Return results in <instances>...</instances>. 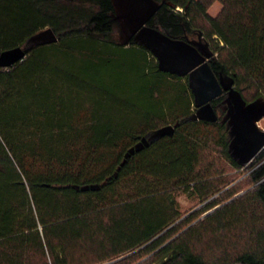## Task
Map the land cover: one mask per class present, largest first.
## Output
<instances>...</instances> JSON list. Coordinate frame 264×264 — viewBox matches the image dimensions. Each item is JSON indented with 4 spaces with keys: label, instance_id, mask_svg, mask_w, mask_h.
Returning a JSON list of instances; mask_svg holds the SVG:
<instances>
[{
    "label": "trees",
    "instance_id": "obj_1",
    "mask_svg": "<svg viewBox=\"0 0 264 264\" xmlns=\"http://www.w3.org/2000/svg\"><path fill=\"white\" fill-rule=\"evenodd\" d=\"M156 1L147 27L173 38L215 35L214 74L231 77L246 103L264 100V0H219L215 16L212 0ZM0 8L10 14L0 22V51L24 50L0 66V264H134L150 253L137 264H264V148L245 165L235 160L225 111L215 122L196 119L187 76L159 69L135 35L114 38L122 27L112 0H0ZM48 29L55 40L32 41ZM129 74L142 99L136 115L115 96L135 92ZM77 89L93 106L82 123L70 97ZM221 98L211 100L215 112ZM115 106L134 113L132 125L113 118ZM32 123L42 129L26 131ZM165 125L171 136L147 139ZM213 144L254 185L181 231L197 215L173 225L174 193L216 191L198 172Z\"/></svg>",
    "mask_w": 264,
    "mask_h": 264
},
{
    "label": "water",
    "instance_id": "obj_2",
    "mask_svg": "<svg viewBox=\"0 0 264 264\" xmlns=\"http://www.w3.org/2000/svg\"><path fill=\"white\" fill-rule=\"evenodd\" d=\"M131 1L135 2V6L124 13L123 22L117 17L122 30L125 25L129 32L127 38L135 35L153 53L158 61L159 69L178 76L188 77L194 96V116L196 119L215 122L218 115L211 105V100L220 96L223 91H228L231 105L227 108L224 118L231 136L228 149L235 160L241 164H247L264 148V130L258 126V122L264 116V100L257 98L246 103L233 86L231 77L227 76L229 79L225 83L222 76H216L209 65L213 53L208 49L199 48L186 38H173L147 27L146 22L162 2L156 0H121L123 4ZM50 40H55V36L49 29L32 38V41L35 42ZM23 57L24 50L21 47L0 51V66H10ZM173 132L174 127L172 125H165L149 133L147 139L152 141L163 136H171Z\"/></svg>",
    "mask_w": 264,
    "mask_h": 264
},
{
    "label": "rangeland",
    "instance_id": "obj_3",
    "mask_svg": "<svg viewBox=\"0 0 264 264\" xmlns=\"http://www.w3.org/2000/svg\"><path fill=\"white\" fill-rule=\"evenodd\" d=\"M113 2L115 6V16L118 17L121 22H123L124 18L122 16H124V13H126L129 8L135 6V2L134 1L125 2L124 4L121 2V0H113ZM220 9H221V2L219 0H212V2L207 8V13L210 14L211 16H215L218 14ZM175 10L181 11L182 9L175 8ZM9 19H10L9 10L7 8H0V22L3 23L4 25ZM128 34H129L128 28H126L124 25L122 32L120 33L116 32V34H114V38L118 41L124 42ZM212 38L213 41H211L212 39H208V38L207 40L210 43V47L213 51L216 42H218L219 45H222V43L218 41V39H216L217 37L215 35ZM101 75L103 79L106 80H109L108 78L109 76H111L109 70L103 71ZM125 82H127L129 86H132L135 92L130 94L123 91V92H119L118 94H115V96L119 97L120 103L124 101L130 102L129 104L133 105L134 113L136 115L139 112L138 110L142 105V99L141 96L138 94V90H137L139 86V82L131 74L125 77ZM49 83L52 94H54V96L57 97L60 88L58 82L56 80L50 79ZM40 87L43 88V86ZM42 88H41V97H42L43 106L45 107L47 106L48 103L46 100L45 92L42 90ZM70 97L72 98L71 102L73 104V111L77 110V112H75V115L79 118V121L82 123L88 120V116L93 110L89 92L83 89H79V90L77 89L76 91L75 90L73 91ZM114 108H115L114 111L118 112V113L115 112L116 114L115 116H113L114 119L118 121L122 120L123 123L126 125H132L133 122L136 120V116H133L134 113L133 114L130 113L129 115H126L122 106L120 107L115 106ZM224 115L225 113L222 115V117ZM79 121L75 124V126L79 124ZM224 123H225V135L229 144L231 142V136L229 135V128H227V122ZM41 125H42L41 123L39 124L32 123L31 125L28 124L26 131H31L33 129L34 130L42 129ZM258 126L260 129L264 130V116L258 122ZM198 172L199 173L201 172L204 175V177L206 176V178H208L210 181L213 182L216 191L210 196H208L206 199L199 198L196 194L190 191L184 192L182 190H178L174 193V200H175L176 208L179 211V218H177V220L173 223V225L177 224L179 221L187 217L197 215L192 220V222L183 226L181 231H183L188 226L196 223L197 221L203 219L207 214L211 213L216 208L225 205L235 197L251 189L254 185L251 184L248 180V176H247L248 169L247 168L234 169L229 163V161L226 159L220 148L214 144L209 150L205 152L204 160H202L201 163L199 164ZM235 191L236 193L231 196V193ZM210 201H215L219 203L213 208L201 214H197ZM150 256L151 253L146 254L140 257L138 260H136L134 264L144 261L148 259ZM108 262L111 263L113 261H107L105 263Z\"/></svg>",
    "mask_w": 264,
    "mask_h": 264
},
{
    "label": "flooded vegetation",
    "instance_id": "obj_4",
    "mask_svg": "<svg viewBox=\"0 0 264 264\" xmlns=\"http://www.w3.org/2000/svg\"><path fill=\"white\" fill-rule=\"evenodd\" d=\"M122 32V29L121 31ZM118 32V33H120ZM185 38L188 39L189 41L193 42L196 46H198L199 48H203V49H208L209 51L212 52V49L210 47V43L208 42L207 39H205L201 33H194V34H191V35H185ZM128 39V38H126ZM213 59V58H212ZM211 59V60H212ZM210 60V61H211ZM216 76H222L223 77V82H227L229 77H227L226 75H222V74H218ZM222 98L221 100L216 104V107H217V115L219 116V110L222 109L225 111V115L222 117V121L223 122H226L224 121V118L226 116V113H227V108L231 105L230 104V97H229V94H228V91H223V93L220 95ZM219 97V96H218ZM217 98V97H216Z\"/></svg>",
    "mask_w": 264,
    "mask_h": 264
}]
</instances>
